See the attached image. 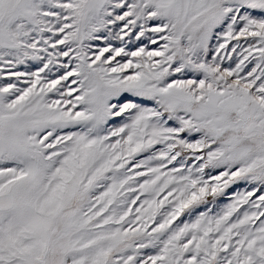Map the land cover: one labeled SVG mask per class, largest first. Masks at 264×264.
I'll return each mask as SVG.
<instances>
[{
  "label": "snow or ice",
  "instance_id": "obj_1",
  "mask_svg": "<svg viewBox=\"0 0 264 264\" xmlns=\"http://www.w3.org/2000/svg\"><path fill=\"white\" fill-rule=\"evenodd\" d=\"M0 264H264V0H0Z\"/></svg>",
  "mask_w": 264,
  "mask_h": 264
}]
</instances>
